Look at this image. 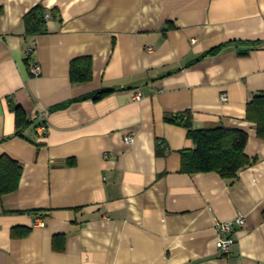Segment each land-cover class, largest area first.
I'll return each mask as SVG.
<instances>
[{
    "label": "crops",
    "instance_id": "0c3cea01",
    "mask_svg": "<svg viewBox=\"0 0 264 264\" xmlns=\"http://www.w3.org/2000/svg\"><path fill=\"white\" fill-rule=\"evenodd\" d=\"M83 59L91 77L72 82ZM262 94L264 0H0V156L21 165L0 195V264H264V139L247 117ZM184 111L193 129L246 130L253 162L184 172L194 143L166 119ZM238 215L223 254L216 223Z\"/></svg>",
    "mask_w": 264,
    "mask_h": 264
},
{
    "label": "trees",
    "instance_id": "16d2710c",
    "mask_svg": "<svg viewBox=\"0 0 264 264\" xmlns=\"http://www.w3.org/2000/svg\"><path fill=\"white\" fill-rule=\"evenodd\" d=\"M45 10L35 6L24 17L26 32L36 34L44 30ZM220 47H215L205 55L216 53ZM84 60V59H83ZM70 76L72 82H82L90 79V62L75 60L71 63ZM104 93L92 95L100 98ZM18 121L17 134H21L20 121L22 115L19 107H15ZM247 117L253 118L257 124V134L264 139V94L255 96L248 104ZM170 122L177 123L187 129L188 137L194 147L181 151V169L187 173L216 172L226 179H234L238 172L250 165L253 159L248 157L244 148L248 133L241 128L218 127L213 129H193L190 111L176 113L166 117ZM45 123V122H43ZM21 175V165L6 155L0 156V195L13 192L18 187Z\"/></svg>",
    "mask_w": 264,
    "mask_h": 264
},
{
    "label": "built area",
    "instance_id": "2783aa9c",
    "mask_svg": "<svg viewBox=\"0 0 264 264\" xmlns=\"http://www.w3.org/2000/svg\"><path fill=\"white\" fill-rule=\"evenodd\" d=\"M47 19H48V15L45 16V20H47ZM30 72L33 75H38L39 74V67L38 66H32L30 69ZM141 96L142 95L140 93H138L136 95V99H140ZM220 98L222 101H227L226 93H223ZM36 132L39 135L44 136L48 132V126L45 123L39 124L38 127L36 128ZM124 141L126 143H132L133 142V136L126 135L124 137ZM243 224H244V218L242 217V215H238V217H236L234 221H223V222H217L216 223V229H217L218 234H219V238L216 241V247L220 252H222L223 254H227L230 251L232 245L235 242V238H234L235 225L242 226ZM36 225L43 227L44 226L43 220L38 219L36 221Z\"/></svg>",
    "mask_w": 264,
    "mask_h": 264
}]
</instances>
